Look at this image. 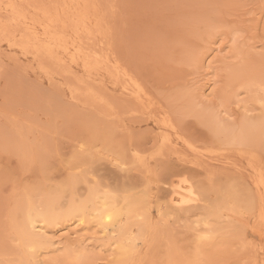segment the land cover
Segmentation results:
<instances>
[{"label":"rangeland","instance_id":"374dc122","mask_svg":"<svg viewBox=\"0 0 264 264\" xmlns=\"http://www.w3.org/2000/svg\"><path fill=\"white\" fill-rule=\"evenodd\" d=\"M263 181L264 0H0V264H264Z\"/></svg>","mask_w":264,"mask_h":264},{"label":"bare ground","instance_id":"6f19581e","mask_svg":"<svg viewBox=\"0 0 264 264\" xmlns=\"http://www.w3.org/2000/svg\"><path fill=\"white\" fill-rule=\"evenodd\" d=\"M187 181H185L184 183H186ZM261 184L264 188V181ZM201 196L203 197L202 193L197 189V187L193 183H190L189 186L186 188H182L181 183H180V186L178 185V187L173 186V197L171 196L172 197L171 200H172V204H174V205H184V204L187 205L189 203L188 205L190 206V204H193L192 202H196L200 198H202ZM199 201H201V199ZM195 204H197V203H195ZM108 218H109V215H106V219H108Z\"/></svg>","mask_w":264,"mask_h":264}]
</instances>
